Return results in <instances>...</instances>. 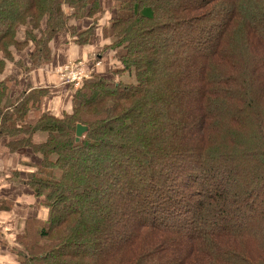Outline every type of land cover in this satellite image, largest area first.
I'll return each mask as SVG.
<instances>
[{"label": "trees", "instance_id": "1", "mask_svg": "<svg viewBox=\"0 0 264 264\" xmlns=\"http://www.w3.org/2000/svg\"><path fill=\"white\" fill-rule=\"evenodd\" d=\"M65 31L101 66L57 111ZM0 142L19 264H264V0H0Z\"/></svg>", "mask_w": 264, "mask_h": 264}, {"label": "crops", "instance_id": "2", "mask_svg": "<svg viewBox=\"0 0 264 264\" xmlns=\"http://www.w3.org/2000/svg\"><path fill=\"white\" fill-rule=\"evenodd\" d=\"M78 26L81 28L82 22H78ZM72 41L73 39L66 31L59 33L53 42L55 52L51 62L33 70L28 77L32 88L46 86L52 89L51 98L54 100L52 105L57 111L61 108L65 97H69L70 88H76L73 83H68L60 78L58 69L79 62L85 64L89 75L100 69L99 66L95 67L94 63L89 61L92 51ZM22 77L19 80L20 85L23 83ZM60 93L64 94L60 95ZM48 104L49 101H45V107H49ZM20 161L21 158L18 154L11 153L4 143L0 142V203H12L9 211L4 206L0 209V264H19V259L13 249V246H16L14 237L21 231L23 219L29 214L28 205L32 203L30 202L31 197H27L26 187L7 178L11 170H17L21 178L25 175L28 167L21 164Z\"/></svg>", "mask_w": 264, "mask_h": 264}, {"label": "built area", "instance_id": "3", "mask_svg": "<svg viewBox=\"0 0 264 264\" xmlns=\"http://www.w3.org/2000/svg\"><path fill=\"white\" fill-rule=\"evenodd\" d=\"M95 67L100 66L99 62L94 63ZM59 76L62 80L73 83L74 87H78L84 79H87L89 72L85 68V64L79 62L74 65H67L58 69Z\"/></svg>", "mask_w": 264, "mask_h": 264}, {"label": "water", "instance_id": "4", "mask_svg": "<svg viewBox=\"0 0 264 264\" xmlns=\"http://www.w3.org/2000/svg\"><path fill=\"white\" fill-rule=\"evenodd\" d=\"M84 130H85V127L80 125V124H78L76 126V131H75L76 137H80V135L83 133Z\"/></svg>", "mask_w": 264, "mask_h": 264}, {"label": "rangeland", "instance_id": "5", "mask_svg": "<svg viewBox=\"0 0 264 264\" xmlns=\"http://www.w3.org/2000/svg\"><path fill=\"white\" fill-rule=\"evenodd\" d=\"M91 75V74H90ZM89 77V76H88ZM129 77H127V78H125V79H128ZM87 80V79H86ZM16 238H17V235H15V237H14V240H15V242L17 241L16 240ZM17 246H18V244H17V242H16V246L14 245L13 246V249H14V251L16 252L17 251Z\"/></svg>", "mask_w": 264, "mask_h": 264}]
</instances>
